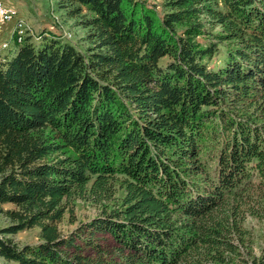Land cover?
Instances as JSON below:
<instances>
[{
    "label": "trees",
    "instance_id": "trees-1",
    "mask_svg": "<svg viewBox=\"0 0 264 264\" xmlns=\"http://www.w3.org/2000/svg\"><path fill=\"white\" fill-rule=\"evenodd\" d=\"M162 2L64 0L90 52L49 28L0 55L14 264H264L244 224L264 203V0ZM89 181L100 198L118 181L120 203L62 233L63 198ZM34 225L37 242L5 235Z\"/></svg>",
    "mask_w": 264,
    "mask_h": 264
},
{
    "label": "rangeland",
    "instance_id": "rangeland-1",
    "mask_svg": "<svg viewBox=\"0 0 264 264\" xmlns=\"http://www.w3.org/2000/svg\"><path fill=\"white\" fill-rule=\"evenodd\" d=\"M14 5V21L6 22V27L0 30V55L9 51L10 40L15 38L16 23L19 20L25 22L28 28L23 30V39L26 34H36L37 41H40L38 34L49 28L64 33L63 38L69 39L77 44L83 51L90 52L93 41L89 37V28L85 27L82 20V13H76L71 5L64 3V0H6ZM157 5L160 11L163 10V0H147ZM67 4V5H65ZM221 27H215V31ZM29 32V33H28ZM67 36V37H66ZM13 38V39H14ZM204 40L203 37H199ZM16 39V38H15ZM6 41V42H5ZM12 44V42H11ZM221 51H224V44L220 43ZM217 61L222 59V53L217 55ZM216 59L212 60V64ZM91 181L87 184V189L83 193L80 190L73 192L71 195L64 197L63 202L66 210L62 220L59 222V229L62 233H69L77 228L82 222L101 214L104 209H111L117 206L121 201L123 188L117 181L111 196L100 198L90 191ZM12 203L3 204L4 208L13 207ZM10 219L8 215L0 209V235H3L1 228L8 225ZM245 226L249 229L252 239V247L256 254L264 253V203L257 205L253 212H249L244 221ZM18 245L25 243H34L40 239V227L34 225L28 229L12 233H5ZM100 241L105 250L104 255L112 257L113 240L109 234L102 235ZM89 249V248H88ZM112 250V252H110ZM90 252H94L89 250ZM0 264H14L0 254Z\"/></svg>",
    "mask_w": 264,
    "mask_h": 264
},
{
    "label": "built area",
    "instance_id": "built-area-1",
    "mask_svg": "<svg viewBox=\"0 0 264 264\" xmlns=\"http://www.w3.org/2000/svg\"><path fill=\"white\" fill-rule=\"evenodd\" d=\"M13 7L14 5L8 2L5 5L0 6V30H3L6 27V20L9 19L11 15H14Z\"/></svg>",
    "mask_w": 264,
    "mask_h": 264
},
{
    "label": "bare ground",
    "instance_id": "bare-ground-1",
    "mask_svg": "<svg viewBox=\"0 0 264 264\" xmlns=\"http://www.w3.org/2000/svg\"><path fill=\"white\" fill-rule=\"evenodd\" d=\"M7 3L6 0H0V6H3ZM13 14H14V7H13ZM14 21V15H11L9 19L6 20V22ZM28 26H26L25 22L22 20L17 21L16 23V33H17V41L22 42L23 40V30H26ZM15 33V34H16Z\"/></svg>",
    "mask_w": 264,
    "mask_h": 264
}]
</instances>
